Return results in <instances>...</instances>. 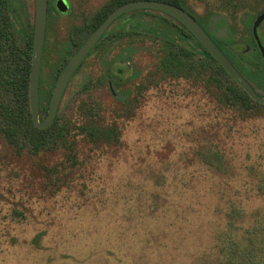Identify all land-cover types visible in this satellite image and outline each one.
Instances as JSON below:
<instances>
[{"label":"rangeland","instance_id":"rangeland-1","mask_svg":"<svg viewBox=\"0 0 264 264\" xmlns=\"http://www.w3.org/2000/svg\"><path fill=\"white\" fill-rule=\"evenodd\" d=\"M70 1L68 12L53 8L49 15L45 56L61 58L68 40L83 43L86 34L76 35L78 27L117 5ZM185 5L198 21L230 19L239 26L242 13L261 11L264 0ZM137 15L115 22L93 47L71 77L59 111L80 125L87 115L83 103L97 104L104 120L119 127L121 144L93 151L79 138L81 166L66 169L61 180L70 184L60 191L42 178L28 185L1 165L0 264H218L214 237L224 226L226 203L236 201L247 212L264 207L255 189L264 175V109L246 115L225 107L200 83L164 76L151 39L123 28ZM159 15L150 10L137 18L150 24ZM128 52L133 76L115 87L118 95L132 93L123 107L108 84V66ZM44 72L50 73L47 65ZM210 154L222 157L224 175L205 166L203 156ZM61 158L59 153L49 165L65 167Z\"/></svg>","mask_w":264,"mask_h":264},{"label":"trees","instance_id":"trees-1","mask_svg":"<svg viewBox=\"0 0 264 264\" xmlns=\"http://www.w3.org/2000/svg\"><path fill=\"white\" fill-rule=\"evenodd\" d=\"M153 1L177 5L191 14L200 25L203 23L187 9L185 0ZM116 7L118 4L110 11ZM28 9L29 5L25 0H0V141L3 147L0 150V166H6L11 176L14 174L17 178L20 176L28 185L38 184L42 178L44 184L57 187L56 191H60L70 184L68 180H61L66 169L76 171L81 166L77 155L81 146L88 145L93 151L105 147H118L121 144V135L118 126L104 120L97 104L88 106L87 103H83L86 105L83 109L87 111V115L84 114L80 125H74L65 113L60 115L59 107L51 126L46 129L34 126L29 105V80L35 15H30ZM148 11L150 10L137 9L133 12L141 15ZM156 12L168 18L159 15L152 21L153 23L148 24L142 17L137 18V15L134 22L126 20L123 28L126 31L134 30L136 35L148 36L151 39V43L161 54L159 57V53L155 54L160 73L175 79L200 83L209 93L213 92L212 95L225 107L246 115L264 109V105L255 102L182 23L164 12ZM108 13L99 21L87 22L85 29L78 27L86 34L83 39H87L105 21ZM208 31L207 29L206 33L212 37ZM80 45L77 44V47ZM67 47L69 50L59 52V55L63 53L61 58L43 56L39 79L40 119L47 115L55 81L68 63L69 56L71 57L69 51L74 45L68 40ZM46 48L47 41L44 50ZM44 65L49 67L50 73L47 75L44 72ZM111 72L118 78L122 77L116 69ZM128 76H133V72ZM251 77L254 81L262 78L253 74ZM260 83L259 86L264 89V85ZM131 95V91L120 93L118 103L123 107L129 106L128 99ZM79 138L84 140L81 141L83 145L79 143ZM59 153L62 154L61 159L66 157L67 165L50 166L49 163L58 157ZM203 160L211 171H216L215 173L219 175L227 172L219 154L203 156ZM13 161H17L18 164L21 162L22 165L15 167ZM55 177L59 179L54 181ZM255 189L259 197H264V175L256 178ZM226 204L224 226L215 231L214 237L218 264H264V207L247 212L242 204L236 201ZM38 239L39 237L35 239V243Z\"/></svg>","mask_w":264,"mask_h":264},{"label":"water","instance_id":"water-1","mask_svg":"<svg viewBox=\"0 0 264 264\" xmlns=\"http://www.w3.org/2000/svg\"><path fill=\"white\" fill-rule=\"evenodd\" d=\"M61 11H66V6H59ZM137 9H151L164 12L180 23H182L207 49V51L217 60L223 69L238 83V85L257 103L264 105V96H260L250 83L239 73V71L231 64L226 56L217 47L214 41L209 37L204 28L196 21V19L183 8L166 3L163 1L153 0H137L119 6L111 12L105 21L86 39L74 56L69 60L64 69L62 70L59 78L57 79L54 91L51 96L48 113L45 119L40 120V94H39V79L43 45L46 33V20H47V0H36L35 5V20H34V38H33V52L32 63L29 80V105L32 115L33 124L38 129H46L54 122L61 99L69 82L71 76L82 63L88 53L97 44L101 36L107 28L123 13L137 10ZM263 18L261 16L255 24V36L259 46L264 52L257 34V25Z\"/></svg>","mask_w":264,"mask_h":264},{"label":"flooded vegetation","instance_id":"flooded-vegetation-1","mask_svg":"<svg viewBox=\"0 0 264 264\" xmlns=\"http://www.w3.org/2000/svg\"><path fill=\"white\" fill-rule=\"evenodd\" d=\"M132 1H137V0H107L103 5L107 6V5L118 4V7H119L121 5H124V4L132 2ZM25 2L28 5H29V3H31L30 0H25ZM32 3L34 5H36V0H33ZM71 5H72V3L70 0H47L48 10H47L46 33H45L44 45H45L46 41L48 42V38H49L48 34L50 35V27L48 24V22H49L48 19L50 18L49 15H52V9L55 8L57 10V9H59V6H66L67 7V10L65 11V13H66L70 10ZM118 7H116V8H118ZM115 9H113V11ZM146 10H151V9H146ZM113 11L112 10L109 11L108 15ZM133 11H135V10H131V11L123 13L116 20H119V19L123 20V19H126V17L128 18L129 14L132 13ZM154 11H156V10H154ZM125 14H127V16H125ZM243 16H245L246 19L243 20V18H242ZM261 16H263V18L260 20V22L257 25V34H258L259 40L261 42V45L264 48V8L261 11L255 12L252 15L249 12L248 13L247 12L242 13L241 23H239V26L237 24H235V26H233L232 25L233 23L230 19L225 20V21L222 20L219 22L207 20L206 23L202 21L203 23L201 26L204 28L205 31L208 29L209 30L208 32H210V35L215 40L218 39V41H214V39H212V37L209 36L214 41V43L217 45V47L221 50V52L226 56V58L231 62V64L250 83V85L254 88V90L258 94H260V96H264V89L259 86V82H261L264 85V52L261 49V47L259 46V43L256 39L255 32H254L255 24ZM53 17H57V16H51V20ZM111 25H113V24H111ZM111 25L107 28V30L104 32V34L101 36V38L99 39V41L97 43L101 42L105 38L107 31L111 27ZM248 26H249V28H248ZM76 31H79V30L76 29L75 32ZM81 33H82V30H80L79 33L77 32L75 34L79 35ZM70 42L72 45H74V48L69 51V54H71V57L69 56L68 60H70L74 56V54L78 51V49L84 43V42L81 43L80 47H77V44L75 41H70ZM44 45H43V52H42L41 67H42V63H43V56L45 55V51H46V50H44ZM90 52L88 53V55L90 54ZM130 54L131 53L128 52L127 56L121 57V59L118 62L109 64V66H108L109 67L108 68V72H109L108 76L111 77L110 79H108V84L111 88V91L113 92V95L118 96L117 99L119 98V95H118L119 93L116 92L115 87L121 85L122 82H124V79L127 77V75L131 74V72H132V64L130 61V59H131ZM86 57H85V59H86ZM84 60L82 61V63L84 62ZM253 62H255V63L253 64ZM82 63L80 65H82ZM79 66H78V68H79ZM64 67H63V69H64ZM78 68L75 70V72L78 70ZM113 69L118 70V72L120 73V75L122 77L121 78H120V76H119V78L116 77L115 74H113L111 72ZM62 70H61V72H62ZM40 72H41V69H40ZM61 72L59 73L58 78H59ZM74 73H73V75H74ZM251 74L261 76L262 78L259 81H254L251 77ZM116 80H117V83H115ZM56 82H57V80L55 81V85H56ZM68 84H69V82L67 83L66 88H67ZM55 85H54V87H55ZM66 88L64 90L63 96L65 94ZM53 91H54V88L52 90V93H53ZM39 94H40V90H39ZM63 96H62V99H63ZM62 99H61V102H62ZM46 116L44 117V119L46 118ZM40 120H43V119H40Z\"/></svg>","mask_w":264,"mask_h":264}]
</instances>
